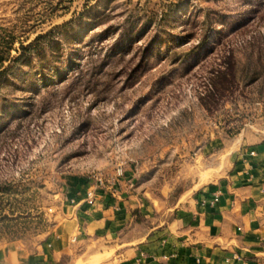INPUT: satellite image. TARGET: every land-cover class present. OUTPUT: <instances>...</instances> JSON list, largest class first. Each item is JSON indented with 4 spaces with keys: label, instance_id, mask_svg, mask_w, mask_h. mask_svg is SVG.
Masks as SVG:
<instances>
[{
    "label": "rangeland",
    "instance_id": "374dc122",
    "mask_svg": "<svg viewBox=\"0 0 264 264\" xmlns=\"http://www.w3.org/2000/svg\"><path fill=\"white\" fill-rule=\"evenodd\" d=\"M259 130L264 0H0V252L95 173L172 200Z\"/></svg>",
    "mask_w": 264,
    "mask_h": 264
},
{
    "label": "crops",
    "instance_id": "0c3cea01",
    "mask_svg": "<svg viewBox=\"0 0 264 264\" xmlns=\"http://www.w3.org/2000/svg\"><path fill=\"white\" fill-rule=\"evenodd\" d=\"M237 149L215 180L172 184V200L150 198L124 176L115 196L90 207L78 201L85 181L44 240L4 249L0 264H255L264 242V130L242 133ZM251 149L255 157L245 154Z\"/></svg>",
    "mask_w": 264,
    "mask_h": 264
},
{
    "label": "built area",
    "instance_id": "2783aa9c",
    "mask_svg": "<svg viewBox=\"0 0 264 264\" xmlns=\"http://www.w3.org/2000/svg\"><path fill=\"white\" fill-rule=\"evenodd\" d=\"M249 157H255L256 152L254 150H247L245 153ZM121 172H117L114 177H106L103 173H95L87 178L88 187L81 194L78 201L84 202L86 205L93 207L103 200L105 195L115 196L117 194V185L119 184V177ZM218 200V195L215 194L212 198V202ZM72 203L76 201L75 198L70 200Z\"/></svg>",
    "mask_w": 264,
    "mask_h": 264
}]
</instances>
